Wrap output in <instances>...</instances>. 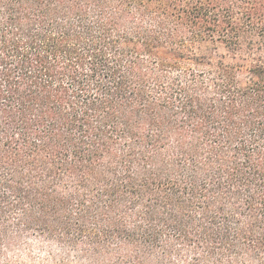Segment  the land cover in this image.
Masks as SVG:
<instances>
[{
  "label": "trees",
  "instance_id": "1",
  "mask_svg": "<svg viewBox=\"0 0 264 264\" xmlns=\"http://www.w3.org/2000/svg\"><path fill=\"white\" fill-rule=\"evenodd\" d=\"M0 264H264V0H0Z\"/></svg>",
  "mask_w": 264,
  "mask_h": 264
}]
</instances>
